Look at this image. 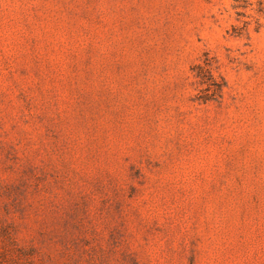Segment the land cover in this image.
<instances>
[{"label": "rangeland", "instance_id": "obj_1", "mask_svg": "<svg viewBox=\"0 0 264 264\" xmlns=\"http://www.w3.org/2000/svg\"><path fill=\"white\" fill-rule=\"evenodd\" d=\"M0 264H264V0H0Z\"/></svg>", "mask_w": 264, "mask_h": 264}, {"label": "trees", "instance_id": "obj_2", "mask_svg": "<svg viewBox=\"0 0 264 264\" xmlns=\"http://www.w3.org/2000/svg\"><path fill=\"white\" fill-rule=\"evenodd\" d=\"M200 74H201V72H200ZM199 75V74H198ZM217 90H219V85H217ZM216 89H215V91H217Z\"/></svg>", "mask_w": 264, "mask_h": 264}]
</instances>
